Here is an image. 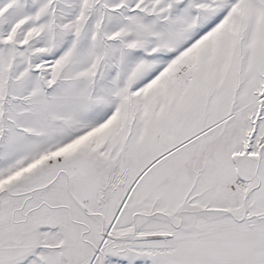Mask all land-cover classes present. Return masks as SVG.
Returning a JSON list of instances; mask_svg holds the SVG:
<instances>
[{"label":"snow or ice","instance_id":"snow-or-ice-1","mask_svg":"<svg viewBox=\"0 0 264 264\" xmlns=\"http://www.w3.org/2000/svg\"><path fill=\"white\" fill-rule=\"evenodd\" d=\"M0 264H264V0H0Z\"/></svg>","mask_w":264,"mask_h":264}]
</instances>
